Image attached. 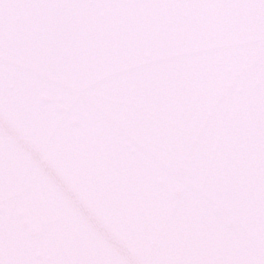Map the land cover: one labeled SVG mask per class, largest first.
I'll return each mask as SVG.
<instances>
[{
    "label": "snow or ice",
    "instance_id": "snow-or-ice-1",
    "mask_svg": "<svg viewBox=\"0 0 264 264\" xmlns=\"http://www.w3.org/2000/svg\"><path fill=\"white\" fill-rule=\"evenodd\" d=\"M0 264H264V0H0Z\"/></svg>",
    "mask_w": 264,
    "mask_h": 264
},
{
    "label": "water",
    "instance_id": "water-1",
    "mask_svg": "<svg viewBox=\"0 0 264 264\" xmlns=\"http://www.w3.org/2000/svg\"><path fill=\"white\" fill-rule=\"evenodd\" d=\"M3 129L8 136L16 139L18 142L23 144L27 154L29 155L31 160L38 166L42 175L53 181L60 190L66 193L68 192V185L54 161L49 159L38 146L31 144L28 141L21 140L18 134L17 127L13 122H5L3 124ZM71 198L79 209L81 215L88 219L89 222L95 224V215L88 210L84 202L75 195H73Z\"/></svg>",
    "mask_w": 264,
    "mask_h": 264
}]
</instances>
